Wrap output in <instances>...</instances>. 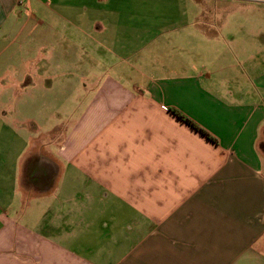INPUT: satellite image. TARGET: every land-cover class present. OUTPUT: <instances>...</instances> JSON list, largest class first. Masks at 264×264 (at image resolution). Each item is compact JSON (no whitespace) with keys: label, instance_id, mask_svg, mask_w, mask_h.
Returning <instances> with one entry per match:
<instances>
[{"label":"crops","instance_id":"obj_1","mask_svg":"<svg viewBox=\"0 0 264 264\" xmlns=\"http://www.w3.org/2000/svg\"><path fill=\"white\" fill-rule=\"evenodd\" d=\"M111 1L0 0V264H264L263 30L233 41L241 62L106 81L65 141L5 136L4 97L54 94L44 38L61 22L100 60Z\"/></svg>","mask_w":264,"mask_h":264},{"label":"rangeland","instance_id":"obj_2","mask_svg":"<svg viewBox=\"0 0 264 264\" xmlns=\"http://www.w3.org/2000/svg\"><path fill=\"white\" fill-rule=\"evenodd\" d=\"M104 8L107 14L115 12L117 26L106 40L95 38L104 43L92 44L100 51L96 54L100 60L88 52L84 35L73 32L75 41L67 40L61 22L53 37L44 38L54 45L61 62L54 69V94L9 96V101L4 97L3 117L8 122L4 133L10 140L27 136V146H35V128L41 125L44 132L57 127L52 136L65 141L106 81L123 83L132 92L144 76L178 73L182 64L205 68L211 63L241 62L244 57L236 61L230 53L233 41H243L244 31H264V0H113ZM72 23L71 32L84 27L82 22ZM119 72L124 73L121 79ZM46 135L41 139H51ZM261 151L264 155V142Z\"/></svg>","mask_w":264,"mask_h":264},{"label":"trees","instance_id":"obj_3","mask_svg":"<svg viewBox=\"0 0 264 264\" xmlns=\"http://www.w3.org/2000/svg\"><path fill=\"white\" fill-rule=\"evenodd\" d=\"M176 117H178L180 120L185 122L187 125H189L192 129H194L196 132L200 133L202 136H204L206 139L210 140L211 142L217 144V141L214 137H212L208 132H206L204 129L200 128L196 124H194L192 121H190L188 118L178 114L175 111H171Z\"/></svg>","mask_w":264,"mask_h":264}]
</instances>
